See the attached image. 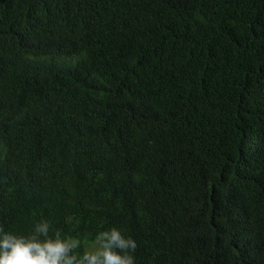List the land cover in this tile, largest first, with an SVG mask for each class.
I'll list each match as a JSON object with an SVG mask.
<instances>
[{
  "label": "trees",
  "instance_id": "16d2710c",
  "mask_svg": "<svg viewBox=\"0 0 264 264\" xmlns=\"http://www.w3.org/2000/svg\"><path fill=\"white\" fill-rule=\"evenodd\" d=\"M42 219L264 264V0H0V225Z\"/></svg>",
  "mask_w": 264,
  "mask_h": 264
},
{
  "label": "clouds",
  "instance_id": "9594fccd",
  "mask_svg": "<svg viewBox=\"0 0 264 264\" xmlns=\"http://www.w3.org/2000/svg\"><path fill=\"white\" fill-rule=\"evenodd\" d=\"M136 248L117 227L99 231L84 248L81 238L53 230L48 220L37 221L28 234L0 225V264H136L130 254Z\"/></svg>",
  "mask_w": 264,
  "mask_h": 264
}]
</instances>
